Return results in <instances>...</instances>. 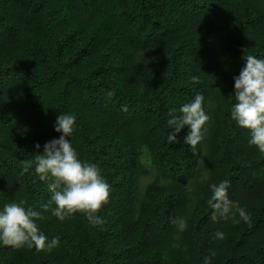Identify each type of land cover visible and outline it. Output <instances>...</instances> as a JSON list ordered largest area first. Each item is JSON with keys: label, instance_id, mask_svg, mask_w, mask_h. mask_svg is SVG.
Listing matches in <instances>:
<instances>
[{"label": "trees", "instance_id": "16d2710c", "mask_svg": "<svg viewBox=\"0 0 264 264\" xmlns=\"http://www.w3.org/2000/svg\"><path fill=\"white\" fill-rule=\"evenodd\" d=\"M247 55L264 59V0H0V210L24 201L59 237L51 251L0 244V264H204L213 251L211 264H264V153L231 119ZM197 94L204 139L186 144V125L169 143V112ZM61 113L110 185L102 225L41 208L35 156L62 135ZM224 180L250 222L212 219L210 185Z\"/></svg>", "mask_w": 264, "mask_h": 264}, {"label": "clouds", "instance_id": "9594fccd", "mask_svg": "<svg viewBox=\"0 0 264 264\" xmlns=\"http://www.w3.org/2000/svg\"><path fill=\"white\" fill-rule=\"evenodd\" d=\"M246 66L235 80V100L232 106L231 119L240 128L249 132L248 143L264 153V59H257L254 55L243 56ZM194 82L197 77L192 78ZM112 95V93H108ZM204 96L197 94L194 99L181 106L177 116L169 112L167 123L172 129L168 134L169 143L177 142V133L186 125L190 132L185 137V143L193 149L204 139L205 124L211 119L203 106ZM76 124V116L61 113L56 120L55 131L62 133L58 139L44 145L42 154L35 156V173L41 181L47 182L51 193L49 201L41 208L50 211L60 221L76 213H82L93 226L102 225L105 221L97 213L105 205L110 196V185L104 180L99 167L90 161L81 160L72 147L71 137ZM37 149L40 145L35 146ZM32 161L22 162L23 171L27 172ZM229 181L210 185L211 197L208 205L213 209L212 219L217 215L231 218L233 223L240 220L250 222L251 217L246 210L228 198ZM24 201L11 202L0 210V244L14 248L35 247L36 251H51L59 246V237L51 241L40 232L37 221L43 220L41 212L24 206ZM231 214V215H229ZM240 219H236V216ZM172 223L179 231L187 228V220L183 217L173 218ZM216 239H224L221 231L215 233ZM211 252L205 257L204 264H211Z\"/></svg>", "mask_w": 264, "mask_h": 264}, {"label": "rangeland", "instance_id": "374dc122", "mask_svg": "<svg viewBox=\"0 0 264 264\" xmlns=\"http://www.w3.org/2000/svg\"><path fill=\"white\" fill-rule=\"evenodd\" d=\"M146 170H147V168H146ZM148 174H149V173H145V174H144L143 178L141 179L142 184L147 180V176H148Z\"/></svg>", "mask_w": 264, "mask_h": 264}]
</instances>
